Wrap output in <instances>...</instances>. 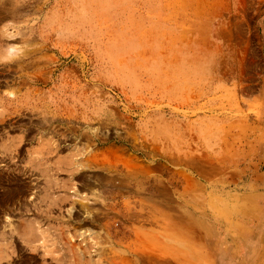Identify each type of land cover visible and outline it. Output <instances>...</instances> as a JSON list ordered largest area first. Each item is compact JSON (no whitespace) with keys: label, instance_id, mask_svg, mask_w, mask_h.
I'll return each mask as SVG.
<instances>
[{"label":"rangeland","instance_id":"1","mask_svg":"<svg viewBox=\"0 0 264 264\" xmlns=\"http://www.w3.org/2000/svg\"><path fill=\"white\" fill-rule=\"evenodd\" d=\"M0 264H264V0H0Z\"/></svg>","mask_w":264,"mask_h":264},{"label":"crops","instance_id":"2","mask_svg":"<svg viewBox=\"0 0 264 264\" xmlns=\"http://www.w3.org/2000/svg\"><path fill=\"white\" fill-rule=\"evenodd\" d=\"M192 231V233L194 234V238L193 239H195V240H200V231H197V230H191Z\"/></svg>","mask_w":264,"mask_h":264},{"label":"bare ground","instance_id":"3","mask_svg":"<svg viewBox=\"0 0 264 264\" xmlns=\"http://www.w3.org/2000/svg\"><path fill=\"white\" fill-rule=\"evenodd\" d=\"M2 182V181H1ZM15 193V192H14ZM84 207V206H83ZM89 215V214H88ZM10 225V224H9ZM73 239V238H72ZM74 242V241H73ZM136 260V259H135Z\"/></svg>","mask_w":264,"mask_h":264}]
</instances>
